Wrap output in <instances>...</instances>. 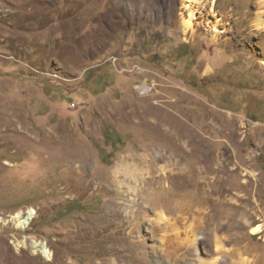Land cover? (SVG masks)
Listing matches in <instances>:
<instances>
[{
	"label": "rangeland",
	"instance_id": "1",
	"mask_svg": "<svg viewBox=\"0 0 264 264\" xmlns=\"http://www.w3.org/2000/svg\"><path fill=\"white\" fill-rule=\"evenodd\" d=\"M161 217L264 264V0H0V264H152Z\"/></svg>",
	"mask_w": 264,
	"mask_h": 264
},
{
	"label": "bare ground",
	"instance_id": "2",
	"mask_svg": "<svg viewBox=\"0 0 264 264\" xmlns=\"http://www.w3.org/2000/svg\"><path fill=\"white\" fill-rule=\"evenodd\" d=\"M206 3L209 4L210 9L212 8L215 0H205ZM214 11V10H213ZM192 14H189L188 17L183 18L182 20V26L185 29H190L192 27ZM143 91L146 90L145 87L141 88ZM148 92V91H147ZM203 184H207L206 182ZM212 184V183H209ZM208 201L209 203V196H207L203 202ZM188 211V210H187ZM33 212L31 210H28L24 213H16L11 219L16 224V226L19 227H25V225L29 222V220L32 218ZM244 214V213H243ZM120 217H123L122 213L116 209L112 210L109 209L108 212L104 215L105 219L109 221L110 224H115L119 226L117 223V219ZM242 218V217H240ZM168 220V219H167ZM166 219L161 217L157 221V227L159 228L158 236L161 238V246L157 247V249L154 250L153 253H148L146 255V260L152 264H163L165 259H168L169 263L172 264L173 261H178L182 264H186L188 261V257L186 254H188L189 249H187V246L190 248L192 240H189L190 238L189 233H187V230L189 229V226H186L185 232L187 236L186 243L180 244L177 242V238L179 235L178 228L174 223H169ZM240 220L238 221V223ZM228 229L231 228V224H227L226 226ZM250 233L252 235H261L260 239L264 242V223L263 224H255L250 227ZM117 242L118 239H112L110 241V244H105L100 246V250L104 252L105 254L108 253L109 256L112 258L108 260L109 264H134V262L131 260V253H128L127 251H122L117 248ZM31 248L34 253L40 254L43 257L49 258L50 257V250L47 249L46 244L43 242H38L36 240H31L30 242ZM184 251V254L178 255V252ZM216 251H218V254L221 257L227 256H237V259H231V264H254L255 262L249 261L246 257L242 255L240 252H235L234 249H223V247L217 245ZM145 254V253H144ZM218 259H214L213 264H217ZM142 264H146V262H143Z\"/></svg>",
	"mask_w": 264,
	"mask_h": 264
}]
</instances>
